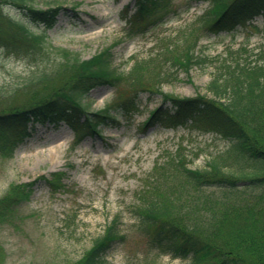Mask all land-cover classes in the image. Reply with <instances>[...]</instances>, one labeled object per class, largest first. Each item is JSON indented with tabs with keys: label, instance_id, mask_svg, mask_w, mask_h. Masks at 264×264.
<instances>
[{
	"label": "trees",
	"instance_id": "16d2710c",
	"mask_svg": "<svg viewBox=\"0 0 264 264\" xmlns=\"http://www.w3.org/2000/svg\"><path fill=\"white\" fill-rule=\"evenodd\" d=\"M192 1L208 5L174 35H163L157 52L130 56L129 70L120 71L112 63L113 44L82 58L49 43L46 30L55 25L60 6L0 0V44L20 58L36 60L26 81L8 93L11 100L0 107V154L14 155L30 135L29 121L55 126L64 121L79 141L87 133L99 132V125L117 123V113L130 117L139 111L140 93L157 87L171 105L152 109L143 128L156 123L194 126L230 143L211 154L202 167L189 166L182 144L153 166L133 208L136 230L148 252L143 264H158L163 255L180 258L183 264H264V51L256 53L241 44L228 48V57L219 63L211 58L215 70L207 85L210 94L181 97L160 89L163 82L180 80L181 72L189 76L194 65L209 60L197 54L205 34L230 32L238 25L264 32V27L249 21L264 13V0L188 2ZM5 3L21 8L44 29L32 31L6 16L1 9ZM177 9L172 0H134V11L129 13L126 5L123 16L132 30L144 32ZM253 54L262 60H253ZM104 84L116 89L125 85L128 91L93 111L89 92ZM33 183L10 186L8 197L0 201V220L14 211L12 204L29 197ZM119 224V216L108 220L103 233L71 264H109L107 252L113 242L126 239Z\"/></svg>",
	"mask_w": 264,
	"mask_h": 264
},
{
	"label": "rangeland",
	"instance_id": "374dc122",
	"mask_svg": "<svg viewBox=\"0 0 264 264\" xmlns=\"http://www.w3.org/2000/svg\"><path fill=\"white\" fill-rule=\"evenodd\" d=\"M188 1L172 0L177 13L170 12L161 24L141 32L132 30L123 17V7L127 3L132 6L133 0H33L39 7L62 5L55 26L47 30L49 43L73 50L82 58L113 44L112 63L120 71L129 70L131 62L126 60L131 55L147 57L157 52L163 35H174L208 5ZM1 9L32 31L43 29L20 8L5 3ZM249 21L264 27V13L254 14ZM241 44L256 53L264 51V32L238 25L230 32L205 34L197 54L209 60L190 69L191 80L181 72L180 80L163 82L160 89L181 97L207 92L215 63L228 57V48ZM213 57L215 63L210 60ZM251 58L262 60L259 54ZM35 62L0 44V107L11 100L7 94L26 81ZM127 91L125 85L118 89L96 86L88 97L90 107L99 110ZM158 91L157 87L154 92L142 91L139 111L131 117L117 113V123L103 124L99 132L87 133L81 141L65 123L57 127L35 123L12 157L0 154V201L8 197L13 183L34 182L29 197L12 204L14 211L6 213L7 220H0V264H71L115 216H119V228L126 239L113 242L107 252L109 264H143L148 252L144 237L136 230L133 208L153 166L182 144L187 148L189 166L202 167L211 154L225 150L230 143L194 126L156 123L143 128L152 109L171 105ZM183 262L170 255L158 258V264Z\"/></svg>",
	"mask_w": 264,
	"mask_h": 264
}]
</instances>
